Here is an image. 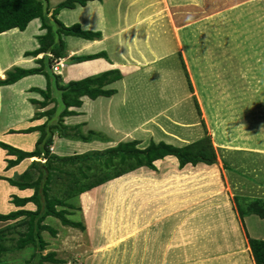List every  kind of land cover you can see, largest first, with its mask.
<instances>
[{
  "label": "rangeland",
  "instance_id": "1",
  "mask_svg": "<svg viewBox=\"0 0 264 264\" xmlns=\"http://www.w3.org/2000/svg\"><path fill=\"white\" fill-rule=\"evenodd\" d=\"M64 1L49 0L50 8L54 10ZM231 1H227L222 10H217L222 5L202 14L197 10L198 15L192 19L196 29L191 32L189 28L185 30L187 22L182 18L188 15L189 4L186 3V12H183L184 7L169 3L163 7L165 9L158 20L138 21L133 29L134 39L139 41L140 47L129 43L131 47L120 61L123 79L105 87L115 89L117 94L96 100L84 97L81 108L70 109L78 114L63 119L66 126L82 125V134L89 135L93 131L107 141L84 143L62 138L56 133L50 148L52 153L68 157L104 152L120 143L135 140L141 142L140 149H145L152 141L184 147L210 136L218 155L216 166L219 167L220 180L205 176L214 166L187 165L181 169L175 157L155 162L156 169H138L124 178L120 177L122 179L116 183L111 181L110 185L92 189L85 200L82 199L83 194L68 201L74 208L57 207L58 210L66 209L69 212L67 218L82 223L85 230L65 226L61 220L49 217L45 224L55 229L57 235L53 236L48 231L43 233L48 246L42 255L56 252V258L63 260L64 264H248L246 257L251 251L249 234L264 236V221L256 215L248 221L241 219L236 198L251 201L264 197V189L250 182L254 180L264 185V149L257 150L262 154L251 153L249 150H256L248 149L244 142L235 141L236 147H218L209 124L214 125L215 134L220 135V140L225 143L235 139L236 135L249 138V142L253 138L258 141L264 138V9L261 6L264 0ZM145 9L139 16L145 15ZM62 11L57 19L68 27L72 26L66 24L71 22L68 12ZM130 12L133 11L128 7L125 16L135 22L136 16ZM150 14L151 11L148 16ZM174 14L177 18L173 17ZM40 21L32 22L25 31L18 29L0 36L3 63L15 60L17 67H40L37 60L46 55L38 56L36 62L33 57L23 55V51L33 50L36 41L40 45L38 37L47 33ZM123 24V19H120L118 26ZM180 28L183 31H178ZM126 30V36H129L132 30L129 27ZM183 34L187 35L186 49L182 46ZM63 39L67 48H73L74 43L80 41L72 36H64ZM125 39L112 37L105 42L106 50L103 51H106V60L111 64L120 59ZM145 39L146 44L142 46ZM188 57H191L195 69L191 68ZM63 60L52 61L51 70L57 75L66 71V65L70 63ZM98 61L71 65V75L90 77L109 67ZM34 62L38 66H33ZM38 77L31 76L13 87L0 89V93L8 91L3 103L0 100V113L4 108L2 131L8 137H0V141L25 152L36 149L41 132L22 134L12 131L43 125L48 117L39 118L40 115L55 106L52 103L42 108L31 103L35 98L24 94L29 84L38 88L46 86L44 78ZM199 90L206 93V102L201 100ZM37 97V100L44 101L43 97ZM30 116L32 121L28 124L29 119H24ZM5 123L8 126L14 123V130H6ZM16 158L6 150L0 152V214L20 209L12 203L15 195L28 198L35 193L34 189L17 193L19 188L8 180L18 179L31 171L32 181H36L39 173L32 169L33 162H46V159L33 157V160L27 158L8 168V161ZM186 170L197 176L188 180L178 176ZM71 179L67 176L66 181L59 182L68 183ZM7 187L13 188L17 194ZM258 189H263V192ZM248 201L241 203L247 204ZM23 209L35 211L37 206L29 203ZM22 219L0 223V229L12 227L7 230L4 241L8 251L2 259L6 264H29L35 253L32 247L15 249L19 231H25L19 225Z\"/></svg>",
  "mask_w": 264,
  "mask_h": 264
},
{
  "label": "trees",
  "instance_id": "2",
  "mask_svg": "<svg viewBox=\"0 0 264 264\" xmlns=\"http://www.w3.org/2000/svg\"><path fill=\"white\" fill-rule=\"evenodd\" d=\"M91 1L96 0H66L52 10L49 0H0V36L13 30L19 29L20 31H25L32 21L40 19L42 29L47 30V33L44 36L38 37L40 47L35 51L26 52L25 57L36 58L40 54H51V57L46 55L42 59L37 60V63L40 64L39 68L25 69L15 67L8 72V77L5 80H0V87L14 86L26 77L44 75L48 80L47 89H31V92L40 93L44 101L32 99L31 102L42 106V108L55 103L53 109L40 115L39 118L48 117V121L43 125L23 131H12V133L22 134H30L36 131L41 132V137L33 152H25L0 141V148L8 151L10 156L17 157L15 160L8 161V168L19 165L27 158H32V160L34 159L33 157L46 159L45 163L33 162L32 169L39 173L36 181H32L34 177L31 171L26 172L24 175L18 177V179L8 180L12 186L22 191L34 189L35 193L28 198L15 195L12 203L20 209L6 215L0 214V223H7L23 218L19 221V225L25 228V231H19L20 237L15 249L24 250L32 247L35 250L33 257L28 261L29 264H64L63 260L56 258V252L42 255L48 246L43 233L48 231L53 236L57 235L55 229L45 224V221L49 217L61 220L65 226L85 230V226L82 223H75L67 218L69 212L66 209H57L59 206L74 208V205L69 204L68 201L77 199L85 193H90L94 188H100L138 169H156L155 162L168 157L178 159L181 169L187 165L197 166L204 164L215 166L218 163V155L210 136H206L184 147H178L164 141H152L148 147L140 149L139 145L141 142L135 140L120 143L117 147L107 149L104 152H90L84 155L61 157L51 152L50 148L54 142V135L56 133L62 138L84 143H91L93 140H106L103 136L93 131H90L89 135L82 134V125L69 127L63 124V119L78 114L76 111H70V109L81 108L83 105L82 98L84 97L92 100L100 97H113L117 94V91L115 89H106L105 87L123 79L121 70L113 69L64 84L61 75H57L51 70L53 59L60 61L68 57L67 44L63 39L64 36H72L87 41L102 38L101 32L84 30L80 24L68 27L57 19L62 10H73L79 6L86 7ZM236 1L238 0H232L230 3ZM226 6L227 4H222L217 10H222ZM49 14H52L51 17H49ZM193 25H195V21L186 24L185 30ZM178 31H183V29L180 28ZM182 45L184 46V44ZM187 54L190 56L189 49ZM101 58L108 60L107 53L100 52L94 55L73 56L69 59V65L81 64ZM190 58L188 57L191 68H194ZM198 93L201 100L204 99V102H206V93L203 90H199ZM55 94H58L59 97ZM209 125L218 147L233 148L236 147L233 143L244 142L248 144L245 145L248 149L256 151L264 149L255 146L252 140L249 142V138L244 139L237 135L234 137L235 139H231L232 141L225 143L220 140L222 139L220 135L215 134L214 125L212 123ZM226 168H228L227 165ZM67 176L72 178L70 182H59L66 181L65 178ZM248 200L246 198H236L238 202L237 209L241 219L252 215L264 219V199ZM243 201H248V203H241ZM29 203H34L37 209L35 211L23 209ZM10 228L12 229L11 226H8L6 229H0V264H6L2 257L8 251L4 245V241H6L7 230H10ZM248 240L255 263L264 264V240L250 237Z\"/></svg>",
  "mask_w": 264,
  "mask_h": 264
},
{
  "label": "crops",
  "instance_id": "3",
  "mask_svg": "<svg viewBox=\"0 0 264 264\" xmlns=\"http://www.w3.org/2000/svg\"><path fill=\"white\" fill-rule=\"evenodd\" d=\"M227 1H230V0H174V2H173V0L172 1L171 0H102V1L96 0V1L89 2L86 7L79 6L76 9H73V10L66 9L65 11H62V12H65V13L68 12V17H70V21H71V22H67L66 24L73 25L74 23H80L82 25V27L84 28V30H90V31H93V32H101L102 33V38H100V39H96L94 41H88L87 42V40L85 41L84 39L79 38L80 41H78L77 43H74V47L73 48L68 46V48H67L68 58L70 59L73 56H84V54H86V55H94V54H98L100 52H106V51H103V50H106L104 45H105V42L107 40H109L112 37H119V39L121 40V37H124V38H126L125 39L126 45H125L124 49L121 50L120 59L117 58V59H119L118 61L115 60L111 64L109 61H107L104 58L97 59V60L103 61L104 63L109 65V67H105V69L101 70L99 73H103V72H106V71H109V70H113V69L122 70L121 69L122 68V65H121L122 63L120 61L123 59V54L127 52L128 47H131V46H128L129 43H130V45H132L134 47H137V45L140 47L139 41H135V39H134L135 36H134V29H133V28L136 27L135 24L138 21L143 22V21H147V19H154V18H155V20H158V18H160L161 14H163V11L165 9L163 7H167V5H169V3L171 5H173V6H181V7H184V5H185L184 3H186V4H189L188 15L187 14L184 15L182 18H183V21L185 20V22H187V24H188L198 14H202V13H204L206 11H209L211 9L217 8L218 6L222 5L223 3H226ZM260 2H262V0H260ZM141 6H144L143 8L146 7L145 12H144V14H145L144 16H139L141 10H143V8ZM261 6L264 9V5L261 4ZM128 7L130 8V10L133 11V12H130V13L131 14L133 13L136 16L135 17L136 18L135 22H133V20H129L125 16V13H126ZM149 7H151L150 10H148ZM78 9H79V11H78ZM152 9H155V10L152 12ZM168 10H169V8H168ZM197 10H199L198 14H196ZM147 11L149 13L151 11L150 16H148L149 13H147ZM170 11H171V9H170ZM158 12H160V13L158 14ZM183 12H186V8L185 7L183 8ZM120 16H121V18H120ZM173 17L177 18L176 14H174ZM120 19H123L124 24L119 27L118 25H119V20ZM36 20H39V19H36ZM140 24H142V23H139V25ZM128 27L132 31L129 32V36H126L125 32H127L126 28H128ZM188 28H189L190 32H191V30H193V28L196 29L195 25L190 26ZM121 31H123V33H121ZM177 33H179V32H176V34ZM183 33H185V32H183ZM39 34H40V32H39ZM180 35H182L181 32H180ZM186 37H187V35L183 34V36L181 38V40L184 41V43H183L184 46L183 45L182 46L185 49H186L185 45L187 43V41L185 40ZM139 38H141V37H137V39H139ZM174 39H175V37H174ZM179 40H180V38H179ZM145 41H146V39L143 40L142 46L146 44ZM85 42L86 43L91 42V43L86 44V46H85L84 45ZM34 45H36V46L33 48L32 51H35L38 47H40V45L38 44V41H36V43H34ZM179 46L181 47V43L179 44ZM179 46H177V47L180 48ZM84 47H86V48H84ZM125 48H126V50H125ZM179 51L180 50H178V52ZM26 52H31V51H23V55H25ZM182 52H183V49H182ZM41 55L42 56L43 55L51 56V54H49V53L48 54H40L38 58H41ZM138 57H139V54H138ZM36 58L33 57L35 62H36ZM69 59L66 58L67 62H69ZM97 60H95V61H97ZM14 61L11 62V63L5 64V63H3L1 55H0V70L3 69L2 71H4V74H3V76L0 77V79L4 80L6 78V76L8 77V72L11 71L12 69H14L15 67H17V66H15ZM62 61H64V60L62 59ZM35 62L33 63V66H38ZM87 62H94V60L87 61ZM83 63H86V62H83ZM83 63H81V64H83ZM70 66L71 65H69V64L66 65V67H67V69H65L66 71H64V72L61 71L60 72V74L63 77L62 79H63V83L64 84L65 83H69L70 81L81 80V79H84V78L89 76V75H85V76H77V77H75V76L71 75L72 70L69 69ZM33 68H36V67H33ZM25 69H31V68H25ZM92 74H95V73H92ZM33 76H35V77L39 76L40 78H42V77L44 78L43 79V80H45L44 84H46V83L47 84H46L45 87H41L39 89H42V88L44 89L45 88L44 90H46L47 89V85H48V80L46 81V79H47L46 76H44V75H33ZM67 77H69V78H67ZM26 78H31V76L26 77ZM26 78L20 80L19 82L25 80ZM19 82H17V83H19ZM9 86L13 87V85H9ZM9 86H2V87H0V89L8 88ZM32 88H38V87H32L29 84V85H27L24 94L25 95H29L30 97L35 98V99H37L38 98L37 96H39L40 99H41L42 95L38 94L37 92L36 93L35 92H31ZM27 90L29 92H26ZM6 94H8V91H6V90H2L1 93H0V100L2 101V103H3V99H5V95ZM11 94L13 95L12 92H11ZM3 110H4V108H2L1 113H0V137L3 138V139H6L8 136H7V134H5L2 131V123H1V114H2ZM31 116H33V115H31ZM31 116L27 117V118L24 117L25 118L24 121H27L29 119L28 120L29 121L28 124H31V121H32V119H30ZM20 123H23V122L21 121ZM14 127H15L14 123H12V125H10V126H8L6 124L5 129L6 130H8V129H13L14 130ZM252 141H253L255 146H257L259 148H264L263 147L264 138L261 141H258V139H254L253 138ZM259 143H261V144H259ZM4 151H5L4 149L0 148V152H4ZM249 152H251V153H254V152L260 153V152H257V151H249ZM260 154H262V153H260ZM8 158H10V157H8ZM168 158H170V157H168ZM175 160L179 164L178 159H175ZM212 166H208L207 165V167H212ZM1 167H2V162L0 164V168ZM218 170H219V168L215 164L214 168H211L210 170H208V171H211V172H208L205 176H209V178H211V180H214V181L217 180L218 181V180H220L219 177H218V175H219L218 174ZM185 173L187 174V176H186ZM188 174H189V176H188ZM195 175L197 176V174H193V173L191 174L187 170L184 173L181 172V174H178L179 177H183V178L186 177V178H184L185 180L186 179L188 180V178L190 179V178L196 177ZM205 176H204V178H205ZM248 180H250V179H248ZM250 182H252L257 187H262L264 189V185H263L262 182H258V181H254V180H252V181L250 180ZM7 189L9 191H10V189L12 191H14L13 188L9 189L7 187ZM263 189H258V190L261 193V192H263ZM18 192H21V190L19 189L17 191V193ZM14 193L17 194L16 191H14ZM7 199L9 200V198H7ZM258 199H264V197L261 196ZM8 200H7V202H8ZM6 205L9 206V208H11L9 203H7ZM250 217H252V216L245 217L244 219H246V221H248ZM261 220L264 221V219H261ZM249 236H250V238L264 240V236H257V234H256V236H253V235L249 234ZM172 243L175 244V242H172ZM172 243H171V245H173ZM249 250H250V247H249ZM246 258H247L246 260H247L248 264H256L255 261H254L253 256L251 255V251H250V253L248 254V256ZM243 264H245V262H243Z\"/></svg>",
  "mask_w": 264,
  "mask_h": 264
},
{
  "label": "bare ground",
  "instance_id": "4",
  "mask_svg": "<svg viewBox=\"0 0 264 264\" xmlns=\"http://www.w3.org/2000/svg\"><path fill=\"white\" fill-rule=\"evenodd\" d=\"M160 13V12H159ZM85 46H86V44H84ZM94 45V44H93ZM84 48H86V47H84ZM98 62H101V61H98ZM98 62H97V64H98ZM63 65V64H62ZM61 66V65H60ZM64 66V65H63ZM96 66V65H95ZM84 67H86V66H84ZM91 67H92V65H91ZM97 68H98V66H96ZM81 68L83 69V66H81ZM92 68H94V67H92ZM78 71H79V68H76ZM87 69H89L88 68V66H87ZM83 71H84V69H83ZM76 72L77 71H75V74H76ZM3 74H4V71H0V77L1 76H3ZM67 74V73H66ZM82 74V73H81ZM171 158V157H170ZM139 173V172H138ZM186 174V173H185ZM192 174V173H191ZM183 176V175H182ZM186 176H187V174H186ZM188 176H189V174H188ZM196 176V175H195ZM122 178H124V177H122ZM122 178H120V179H122ZM186 178V177H185ZM120 179H116V180H114L112 183H116L117 181H120ZM112 183H110V184H112ZM110 184H108V185H110ZM88 196H89V194L88 193H86V194H84L83 196H82V199H87L88 198ZM83 200V201H84Z\"/></svg>",
  "mask_w": 264,
  "mask_h": 264
},
{
  "label": "built area",
  "instance_id": "5",
  "mask_svg": "<svg viewBox=\"0 0 264 264\" xmlns=\"http://www.w3.org/2000/svg\"><path fill=\"white\" fill-rule=\"evenodd\" d=\"M56 71H59V68L58 67H56Z\"/></svg>",
  "mask_w": 264,
  "mask_h": 264
},
{
  "label": "water",
  "instance_id": "6",
  "mask_svg": "<svg viewBox=\"0 0 264 264\" xmlns=\"http://www.w3.org/2000/svg\"><path fill=\"white\" fill-rule=\"evenodd\" d=\"M38 162H41V161H38Z\"/></svg>",
  "mask_w": 264,
  "mask_h": 264
}]
</instances>
